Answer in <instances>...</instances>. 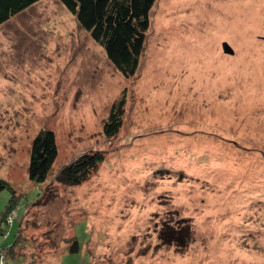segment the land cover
<instances>
[{
    "label": "rangeland",
    "instance_id": "rangeland-1",
    "mask_svg": "<svg viewBox=\"0 0 264 264\" xmlns=\"http://www.w3.org/2000/svg\"><path fill=\"white\" fill-rule=\"evenodd\" d=\"M41 130L57 157L37 185L27 166ZM99 151L81 185L55 180ZM0 179V220L12 191L18 201L0 226L2 264H264V0H156L129 78L57 0L10 18Z\"/></svg>",
    "mask_w": 264,
    "mask_h": 264
},
{
    "label": "trees",
    "instance_id": "trees-1",
    "mask_svg": "<svg viewBox=\"0 0 264 264\" xmlns=\"http://www.w3.org/2000/svg\"><path fill=\"white\" fill-rule=\"evenodd\" d=\"M41 0H0V25L13 16L25 11ZM74 16L79 28L88 33L93 42L99 45L112 66L123 77L129 78L138 69L144 50L146 32L149 28V13L156 0H57ZM124 101L114 103L110 115L104 123L103 132L107 138L114 137L121 127ZM57 157V145L52 131L41 130L33 138L29 151L27 174L29 181L41 185L46 180ZM103 152H90L66 165L55 178L66 186H79L104 162ZM9 187L0 179V192ZM17 197H12L0 220V226L17 206ZM167 228V227H166ZM1 230V229H0ZM2 231V230H1ZM19 238L7 252L17 245ZM176 235L169 233L165 244L176 243ZM184 244V243H183ZM182 244V245H183ZM78 251L76 241L70 252ZM4 264H10L8 260Z\"/></svg>",
    "mask_w": 264,
    "mask_h": 264
},
{
    "label": "water",
    "instance_id": "water-1",
    "mask_svg": "<svg viewBox=\"0 0 264 264\" xmlns=\"http://www.w3.org/2000/svg\"><path fill=\"white\" fill-rule=\"evenodd\" d=\"M223 47H224L223 49L225 53H228V54L232 53L231 50H229V47L227 45H224ZM0 264H1V258H0Z\"/></svg>",
    "mask_w": 264,
    "mask_h": 264
},
{
    "label": "built area",
    "instance_id": "built-area-1",
    "mask_svg": "<svg viewBox=\"0 0 264 264\" xmlns=\"http://www.w3.org/2000/svg\"><path fill=\"white\" fill-rule=\"evenodd\" d=\"M11 223L12 222V217H11V215L9 216V217H7V219H6V221H5V223ZM0 258H1V264H2V256H1V253H0Z\"/></svg>",
    "mask_w": 264,
    "mask_h": 264
}]
</instances>
